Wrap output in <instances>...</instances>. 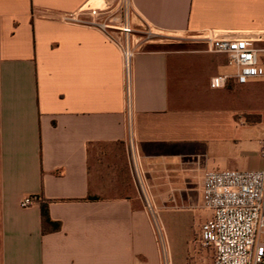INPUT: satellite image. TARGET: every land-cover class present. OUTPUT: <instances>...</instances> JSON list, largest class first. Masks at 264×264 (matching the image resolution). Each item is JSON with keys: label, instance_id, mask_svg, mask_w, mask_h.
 Returning <instances> with one entry per match:
<instances>
[{"label": "crops", "instance_id": "0c3cea01", "mask_svg": "<svg viewBox=\"0 0 264 264\" xmlns=\"http://www.w3.org/2000/svg\"><path fill=\"white\" fill-rule=\"evenodd\" d=\"M92 1L0 0V264H164L163 240L190 222L173 264H215L194 244L210 216L203 176L264 170V79L213 89L236 68L200 37L253 38L264 67V0H132L134 26L175 47L136 55L130 110L119 48L64 20ZM27 196L38 201L23 208Z\"/></svg>", "mask_w": 264, "mask_h": 264}, {"label": "built area", "instance_id": "2783aa9c", "mask_svg": "<svg viewBox=\"0 0 264 264\" xmlns=\"http://www.w3.org/2000/svg\"><path fill=\"white\" fill-rule=\"evenodd\" d=\"M133 14L132 0H117L113 7L89 3L79 12L64 16L68 22H78L100 30L119 48L124 64L129 110L132 103L133 61L147 44L153 43L152 38L159 35L146 23L145 26L135 27ZM82 16L87 19H81ZM200 39L207 43L211 52L226 55L229 66L236 68L234 74L213 76L210 79L213 89L226 88L231 81L245 85L252 80L264 79V67L259 62L253 38L210 30ZM131 161L146 208L158 225L156 208L134 150ZM202 200L210 216L202 225L196 242L203 249L213 252L214 263L264 264V242L259 241L264 234V170L207 172L203 176ZM36 201L38 198L27 196L20 205L28 208ZM165 246L164 264H171Z\"/></svg>", "mask_w": 264, "mask_h": 264}, {"label": "rangeland", "instance_id": "374dc122", "mask_svg": "<svg viewBox=\"0 0 264 264\" xmlns=\"http://www.w3.org/2000/svg\"><path fill=\"white\" fill-rule=\"evenodd\" d=\"M91 3L94 4V5H100V4H102V1L101 0H93ZM140 26H145V23H143ZM156 32H158L157 34H159V35L154 37V38H152L153 43H155L156 46L165 47V48L175 47L174 45L171 46V44H170V43L173 42V39H174L173 35H171V34H169L167 32H162V31H156ZM173 44H175V43H173ZM209 70L210 69H206L205 71L208 72ZM209 73H210V71H209ZM193 230H194L193 229V225L190 222V223H188L186 225L184 231L181 234L176 235V236L171 235L170 237L167 236V240L166 239H165V241L163 240V242H162L163 263L166 261V256H165L166 253H165L164 245H166L165 247H167V251L166 252H167V254L169 256L170 263L173 264V261L171 259V255H170V251H169L170 246L172 248H174V247H176V244H178L179 241L180 242L181 241L182 242H186L187 240H190V237L193 234ZM196 239H197V236L195 237V240H194L195 247L197 249L201 250V251L206 250V249H203L202 247L199 246V244L196 242ZM201 262L203 264L207 263V261L205 259H202Z\"/></svg>", "mask_w": 264, "mask_h": 264}, {"label": "trees", "instance_id": "16d2710c", "mask_svg": "<svg viewBox=\"0 0 264 264\" xmlns=\"http://www.w3.org/2000/svg\"><path fill=\"white\" fill-rule=\"evenodd\" d=\"M44 217L47 219L48 218V215H47V212L44 210Z\"/></svg>", "mask_w": 264, "mask_h": 264}]
</instances>
